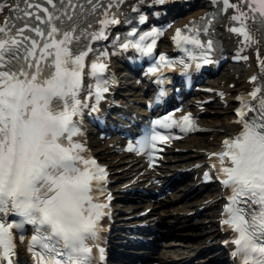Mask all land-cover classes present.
<instances>
[{
  "label": "snow or ice",
  "instance_id": "6c2138e0",
  "mask_svg": "<svg viewBox=\"0 0 264 264\" xmlns=\"http://www.w3.org/2000/svg\"><path fill=\"white\" fill-rule=\"evenodd\" d=\"M209 2L230 13L228 31L243 38L240 52L257 46L264 72V49L259 47L264 45V0ZM12 3V15L0 26V264H15L14 230L25 224L34 233L26 249L32 264H99L104 260L101 221L110 214L112 197L105 187L107 170L86 157L78 141L79 117L85 110L100 111L112 81L104 75L108 53H97L92 42L109 39L112 26L130 23L126 12H139L148 0H45L47 6L20 0L24 8L16 0ZM151 3L164 5L166 0ZM4 6L0 0V9ZM146 19L139 17L141 24ZM213 27L212 19L201 18V26L177 29L173 40L178 47L193 45L200 50L198 57L185 49L192 59L211 64L214 41L202 42L200 33L208 34ZM161 34L133 29L131 35H139L138 40L125 43L127 37H117L113 44L119 39L118 47L151 55ZM179 63L188 67L184 60ZM160 65L172 66L162 55L148 72H159ZM258 80L264 78L251 77ZM248 97L256 103L236 109L242 130L210 154L217 158L211 163L214 173L205 172L204 178L218 180L225 189L220 223L230 233L224 243L233 246V264H264V82ZM168 119L155 124L185 132L196 128L191 113L171 123ZM168 139L153 129L137 144L151 157L156 142ZM13 214L22 220H8Z\"/></svg>",
  "mask_w": 264,
  "mask_h": 264
},
{
  "label": "bare ground",
  "instance_id": "6f19581e",
  "mask_svg": "<svg viewBox=\"0 0 264 264\" xmlns=\"http://www.w3.org/2000/svg\"><path fill=\"white\" fill-rule=\"evenodd\" d=\"M229 119V117H227L225 114H214V115H207V117H205L203 120L205 122H207L210 126H214V127H224V128H230L231 129V125L230 123L227 122V120ZM206 145H208V147H211L212 144H208L205 143ZM217 144V143H216ZM187 205L184 206V208H186ZM204 226V224H200L197 227H194V229H198V231L193 232L192 234L196 233L197 236L201 235V230L200 228ZM207 232V231H205ZM215 233V229L211 230L210 233L206 236V237H211L212 235H214ZM185 235V238L188 240L190 239V237H188L189 232H184L183 233ZM205 237L204 238H198V240L195 241V243L190 247V248H186V249H182V248H165L164 250L161 251V254L164 255V258H169L171 259V261H176V260H181L183 258H188L190 256V254L195 253L196 250H202L204 247L208 246L205 245Z\"/></svg>",
  "mask_w": 264,
  "mask_h": 264
}]
</instances>
